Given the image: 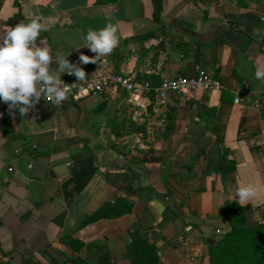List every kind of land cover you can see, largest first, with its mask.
Returning a JSON list of instances; mask_svg holds the SVG:
<instances>
[{
    "label": "crops",
    "instance_id": "0c3cea01",
    "mask_svg": "<svg viewBox=\"0 0 264 264\" xmlns=\"http://www.w3.org/2000/svg\"><path fill=\"white\" fill-rule=\"evenodd\" d=\"M153 11L152 0H0V42L39 17L47 30L37 42L90 75L157 85L200 65L221 82L191 99L115 87L59 106L41 98L25 116L0 101V264H93L96 243L130 264L133 222L162 262L213 264L209 248L230 229L224 205L238 202L240 186L264 187V80L254 75L264 64V0H162L158 18ZM109 22L119 45L80 63L81 53L95 56L83 47L87 30ZM222 152L235 162L224 174L215 170ZM118 198L130 212L83 222ZM246 204L264 215V193Z\"/></svg>",
    "mask_w": 264,
    "mask_h": 264
},
{
    "label": "clouds",
    "instance_id": "9594fccd",
    "mask_svg": "<svg viewBox=\"0 0 264 264\" xmlns=\"http://www.w3.org/2000/svg\"><path fill=\"white\" fill-rule=\"evenodd\" d=\"M46 30L45 24L35 17L10 27L0 42V101L8 105L10 112L18 110L21 116L34 109L41 98L55 106L69 98V84L61 79L62 74L72 75L79 82L87 78L84 69L70 62L68 56L58 52L53 57L49 47L37 42L41 32ZM117 32L116 25L110 22L98 30L89 28L83 47L95 56L81 53L79 62L85 65L97 63L109 56L119 45ZM254 75L257 80H264V64L256 68ZM262 193L264 187L251 183L236 189L241 206Z\"/></svg>",
    "mask_w": 264,
    "mask_h": 264
},
{
    "label": "trees",
    "instance_id": "16d2710c",
    "mask_svg": "<svg viewBox=\"0 0 264 264\" xmlns=\"http://www.w3.org/2000/svg\"><path fill=\"white\" fill-rule=\"evenodd\" d=\"M154 17L158 18L162 0H152ZM235 168L234 161H227L224 152L221 153L215 165V170L224 174ZM132 202L118 198L104 205L83 220L84 223L99 218L117 217L130 212ZM230 229L219 242L209 248V259L213 264H264V215L255 217L250 205L241 206L237 201H229L223 207ZM130 240L126 245L125 257L130 264H166L159 258L156 246L148 240L147 228L137 222L129 227ZM68 240L82 245L78 240L67 237ZM96 248L93 264H114L106 246L102 243L92 244ZM74 264H90L82 259H72Z\"/></svg>",
    "mask_w": 264,
    "mask_h": 264
},
{
    "label": "built area",
    "instance_id": "2783aa9c",
    "mask_svg": "<svg viewBox=\"0 0 264 264\" xmlns=\"http://www.w3.org/2000/svg\"><path fill=\"white\" fill-rule=\"evenodd\" d=\"M86 74L87 78L80 82L76 77L68 74L61 78L66 84H69L70 95L66 101L90 92L102 93L111 87L140 94L154 92L160 101H163L169 93H175L191 99L198 90L221 89V82L218 76L202 68L200 65L195 66V73L193 75L163 77L157 85H152L149 81H139L132 75L118 72H106L96 76L90 75L87 72ZM259 102V99H253L251 104L259 106Z\"/></svg>",
    "mask_w": 264,
    "mask_h": 264
},
{
    "label": "water",
    "instance_id": "95a60500",
    "mask_svg": "<svg viewBox=\"0 0 264 264\" xmlns=\"http://www.w3.org/2000/svg\"><path fill=\"white\" fill-rule=\"evenodd\" d=\"M192 104H195V101H192V102H191V105H192Z\"/></svg>",
    "mask_w": 264,
    "mask_h": 264
}]
</instances>
